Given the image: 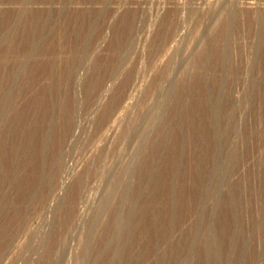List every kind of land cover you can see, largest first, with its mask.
I'll use <instances>...</instances> for the list:
<instances>
[{
  "label": "rangeland",
  "instance_id": "rangeland-1",
  "mask_svg": "<svg viewBox=\"0 0 264 264\" xmlns=\"http://www.w3.org/2000/svg\"><path fill=\"white\" fill-rule=\"evenodd\" d=\"M54 1L56 2L52 1V3H48L49 5L51 4V6H49L46 4L47 1L33 0V2H35L33 6L36 9L49 8L53 11L55 10V12H58L63 8V4L65 5L68 3V18L66 21L61 23V25L64 24L62 27L64 28L65 36L62 34L63 36L57 35L56 38H54L56 40L60 39V41L58 40L57 43V51L60 54H65V57L63 54L61 55V61H63V65L66 66H63L64 68L62 69L61 65L55 80L57 83H59V89L61 87L67 88L66 92H63L61 89L60 92L62 91V93H60L59 96L61 98L63 94L64 97L62 96V98H65L66 107H64V109H66L67 112V120L70 125L72 124L73 127H71L72 133L70 132L72 136L68 135V138H66L67 141L62 140L64 143L62 142L60 144V148H58L60 149L59 153H62L60 155L61 161L64 163V167H61V171L59 170L58 175L54 177V181H51L49 185H39V187H37L38 189L35 190L33 198H30L28 202H23L22 212L24 213L21 216L22 218L20 217V231L16 237L17 241L15 240L16 242L14 241L13 243L15 246L13 244V247L11 246V248L14 250L10 248L9 253L11 254L8 253L9 255H4L0 259V264H38L39 260L46 256V253H51V258L54 259L55 264L93 263V261H87V258H85L87 253L93 250L92 231L94 224L92 223L94 222V219L97 218L96 210L100 206V203L104 197V192L111 181V177H114L115 174H119L121 172V170L124 168H122V166L127 165L134 153L138 156L139 154L141 155L142 153L148 151L149 155L150 153L153 155V150H155L154 153H156L155 145L154 149L150 145L141 146L142 144H138L136 142L138 141L137 133L139 131L137 129L139 126L141 127L140 124L143 123L137 124L138 112L140 111L138 110L140 105L139 103L142 102V100L148 95V88L153 83L158 82L157 80H160L162 74L164 73L161 71L162 67H165L167 65L166 63L169 62L168 66L171 67V69H169L172 70L171 72L174 77L179 74L180 77H182L181 79H184L187 76L195 77V73L200 72L199 67L201 59L198 58H200L199 54L201 56V50L203 49L199 48V46H201L200 42L204 36L208 35L209 31L207 32L206 30H208L209 26L215 21V16H217L216 14H218V11L223 7L221 5H224L225 2L227 3V0H223L225 1L224 3L222 0H62L65 3H59L61 0ZM236 1L235 4L237 6L238 15L236 14L234 19H232V23H230L232 31H230V36L228 39H232V46L230 45L229 47V51L231 50L228 54L229 57H227L222 65H218V63H215V61H217L219 58L218 56L220 54V49H218V47H213L212 50L217 54L215 52L211 53H213L215 56L217 55V57H215L213 54L211 57L214 58L212 59L213 61L216 59L214 61L216 65L208 64L207 66L209 70V75L207 74L208 77L212 74V78L209 81V83H212L210 84L211 88L215 87L213 89L216 90V88H218L217 86H219V88L222 84H224L222 88L226 86L225 90L223 88L224 91L222 90L221 95H219L220 97L217 94L214 97L216 92H213V99H216L217 97V100L214 99L212 102L214 104L213 108L216 111L214 116L211 115V119L209 120L203 113H206V110L201 109L200 111L198 110V112L195 111L194 107L203 102L202 100L204 98V96L202 97V95H204L202 93L204 92L202 87H199L200 85H193V88L198 89H195L194 92H192V90L190 92H183V94H179L180 97L182 96L183 101L185 100L187 103L184 104V108H180L179 110V112L181 111L180 113L185 116L179 118V126L176 127V125H170L169 130L171 132L173 131L174 134L171 140L172 142H169L170 146L167 144L166 148L164 146L163 150L161 151L164 154V157H162L160 161L158 160L159 162L156 160L157 162H154V164L152 163L149 166H136V172H134L136 174H133L134 176L131 179L132 183H130V188H132L130 189L131 194H128L131 196H127V199H122L120 195H117L114 198V202L118 201L117 203H119V200H121L120 202H126L125 204L128 211L124 210L123 212L128 215V218L131 217L129 220V222L131 221L130 225L125 229L127 232L124 230V234H127V236L129 235L128 237H130L128 238L130 240L128 241L129 244L126 243L129 251L131 250V252L134 253V250H142L143 246L144 250L148 245L150 246L153 244V246H155L156 244H162L164 245L161 246L162 251H160L159 254L155 256L156 258L158 257L157 262L159 261V264H162V262L165 264H180V260L181 264L264 263V128H262L264 127V37L262 38V36H264V21L261 20L262 16L260 15L264 12V0ZM15 2V0H0V23L3 20V17H5L4 10H11L14 8L16 6ZM37 2L39 3L38 5ZM41 2H44L47 6L43 7L45 4H40ZM209 4L210 7H207ZM216 4L218 5L215 7L214 5ZM211 5L215 8H213ZM87 9H92L97 12L98 15L96 17L97 19H94L95 22L94 20H90L91 22L88 20V22L85 21L88 23L86 24L85 22H81V19H78V13ZM207 9L209 16L206 14ZM215 10L218 11L216 12ZM98 16L100 20L98 19ZM168 16H171L175 19V29L177 27V32H175H179L178 37L180 38H177L176 41L171 39L172 41L169 42L170 39L168 38L171 36V33L165 40L166 43H169H167V45H163L164 48H167L164 49L162 47L163 49L160 48L161 50H157L158 53H156V51H153V46L159 40L161 34V25H163L164 21L168 19ZM204 17L208 18L205 19L204 23L206 28L203 26L201 30L203 33L200 32L196 37L194 36L195 33H193V31L196 30L198 19ZM83 23L85 25L84 27ZM85 34L88 35L85 36ZM79 35L80 37H78ZM120 37H123V41L126 39L128 40V38H134L133 42L135 43L133 44V50L131 51L126 63V73L132 82L136 80L137 85L136 90H131L133 87L131 88L130 85L129 89H127L128 92H125V94H129L131 91L130 95L134 96H130L131 99L129 98L130 102L127 103L128 109H119V113H117L118 117L113 120L115 122L111 121V124L109 121V123H106L105 121V125L104 123L101 124L99 119L102 117L105 105L108 104V102L111 100L110 97H112L116 91V85L121 82L123 77L120 78V80L116 79L117 83L115 84V79L114 81L108 79H106L107 81L105 80L106 84L103 83L104 85L102 86V90L105 88V91L108 93L104 91L106 94L104 93L105 96L103 95L104 97H102V99L105 100H102L103 106H100L101 109L99 105H96V98H98L102 92L97 88L99 85H94V83L96 82V78L100 72V69L101 71L105 70L104 67L108 64L109 58H112L116 48L118 49V41L121 39ZM86 39L89 41L87 42ZM167 39L169 41H167ZM68 45H71V47ZM75 47L78 48V50H75ZM214 48L216 50H214ZM177 49H180V52L176 54L175 51ZM174 52L176 57H174V55L172 58ZM162 54L165 57H163ZM70 56H73V58ZM191 57L192 62H195H193L195 66L198 64L199 67H195L193 66L194 64L191 63L189 68H186V72L184 70L182 73L181 69L184 66L183 64L186 61L185 59H190ZM65 59L67 61H65ZM191 67H193V70ZM191 72H193L195 75H193ZM228 72H231L232 75L231 73L228 74ZM109 81H111V83ZM213 84L216 85L213 86ZM114 86L115 88H113ZM106 88L108 90H106ZM109 89L111 90L109 91ZM133 91H136V94ZM67 103H69V105ZM193 112L195 113L193 114ZM191 115L194 116V118ZM210 117L208 116V118ZM183 119L184 121H182ZM111 125L113 126L111 127ZM191 125H195L196 127H191ZM188 127L191 129H188ZM128 129L130 130L129 132ZM155 132L153 135H155ZM187 134L188 139H186ZM159 147L161 146L159 145L158 148ZM186 148H188V150ZM176 152H178V154ZM261 157L263 158L261 159ZM258 167L260 169L257 170ZM138 169H141L142 172H139ZM79 179H81L82 182L78 190L76 189L77 184L75 182H77ZM27 183L28 182L22 183L24 184L22 185L23 190H26L29 187V183ZM25 184H27V186ZM43 185H45V187ZM197 185L200 186L199 189L201 188V194H199L200 196H198V194L195 192ZM40 186L42 188H40ZM140 186L143 188L142 192L138 191L137 189ZM201 186H203V188ZM53 188V192H55L56 195L51 197L50 194H52L51 191ZM47 189H49V191ZM232 190H237V195H235L236 193L232 194ZM72 191L74 192L72 193ZM60 193L61 195H58ZM38 194L40 196H38ZM44 194L45 196H41ZM74 194L76 197H74ZM35 195L37 197H35ZM196 195L197 197H195ZM232 195L238 197L234 200H230L229 198H231ZM208 196L210 198L212 196H222L224 198L220 200L218 199L216 201L208 198L209 200L205 201L207 200ZM204 197L206 199H204ZM49 198H54L52 205L50 204L51 199ZM60 198H67L70 199L72 203L74 202V211H72V214L74 217L77 214L75 219H77L79 213L78 211L82 210L85 212V218L80 222L81 226H79V231L76 228V232L78 233H76L75 236H70L71 240L68 239L70 244H72V248L71 250L68 249L66 254L63 252V248L60 243L55 241L52 242L51 239L46 237L48 232L52 230L54 226L55 219L57 217L56 208L59 206L58 204L62 202ZM134 198L138 199L135 200ZM198 198H202V202L199 201ZM128 200L135 204V206L133 204V206L131 204L130 206V201ZM134 200L136 202L139 201V203L134 202ZM167 203H169L171 206L169 205L170 209L168 208L169 210L165 212L163 211L164 205ZM196 203L198 206H194ZM48 204L49 206H47ZM196 207H198V209ZM29 208L32 209L29 210ZM169 217L170 220L173 218L176 221L173 219V221H170ZM175 223L177 226H175ZM179 224L181 225L179 226ZM151 225L155 227L154 231H152L154 234L146 232ZM193 227L195 229H193ZM166 229H169L170 231L172 229L171 232L167 233L166 238H157L159 237L157 236L158 233L161 234ZM89 240H92V242ZM45 242H47V244ZM138 242L142 244L136 248L135 246L138 244ZM210 246L212 248H210ZM57 247L58 249L55 250ZM59 249L61 250L60 253ZM202 249L205 250L203 251ZM210 255H213L212 258ZM130 263L147 264V262H145L143 259H132L130 260ZM150 264H153V262Z\"/></svg>",
  "mask_w": 264,
  "mask_h": 264
},
{
  "label": "bare ground",
  "instance_id": "bare-ground-1",
  "mask_svg": "<svg viewBox=\"0 0 264 264\" xmlns=\"http://www.w3.org/2000/svg\"><path fill=\"white\" fill-rule=\"evenodd\" d=\"M15 1H16L15 2L16 6L14 8H12L11 10H4L5 11V15H4L5 17H3V20L0 23V259L4 255H6V254L9 253L11 246L12 247H13V245L15 246V244H13V243L16 240V237L19 234V231H20L19 230L20 229V223H21L20 219L22 218L21 216L24 213V212H22L23 202H25V201L28 202V200L30 198H33V195L35 194V190L38 189L37 187H39V185H42V184L49 185L51 181H54V177L56 175H58L59 170L61 171V167L62 168L64 167V165H63L64 163H62V161H61V155H60L62 153H59V150L60 149H58V148H60V144L63 142L62 140L67 141L66 138H68V135L69 136L71 135L70 132H71V127H72V124L70 125L69 122H68V120H67V117H66V115H67L66 109H64V107H66L65 106V98L64 99L62 98L63 94L61 96L62 99L59 96L60 93H62V91L63 92H66L67 88H64L63 87L64 88L63 89L61 87L59 89V87H58V84L59 83H57L56 80H55L56 75H57L58 71L60 70L61 65H62V69L64 68L63 66H66V65H63V61H61V55L63 53L60 54L57 51V43H58V40L60 41V39L56 40L54 38H56L57 35L58 36L59 35L60 36H63L62 34H64V36H65V31H64V28L62 27V25H64V24L61 25V23H63V21H66V19L68 18L67 17V15H69L68 14V10H67L68 9V6H67L68 3L65 4V5L63 4V8L61 10H59L58 12H55V10L53 11L52 9H49V8H42V9L41 8L40 9L39 8H37V9L34 8L33 4H35L36 1L33 2V0H15ZM44 1L45 2L47 1L46 4L52 3V1L53 2H56L54 0H44ZM64 1L61 0V1H59V3H63ZM235 1L234 0H229V1L227 0V3L225 1H223V3L225 2V4L224 5H221L223 7L219 11L217 10L218 11V14H216L217 16H215V18H216L215 21L213 23L211 22L212 24L210 26L208 24L209 28H208V30H206L207 32L209 31L208 35L207 36H204L202 40L199 38L201 40V42H200V45L201 46H199V48H203V49L201 50V56H200V54L198 52L199 57H200L198 59H201L200 60V67L198 66V64H196V66L199 67L200 72L199 73H195L196 75L193 74V72H191L193 75H195L196 78L194 76H187V77L185 76L186 78L181 79L182 77H180L179 74L174 77V75L171 72L172 70H170L171 67L168 66V63H169L168 62V63H166L167 65L165 67H162V70L161 71L164 72V73L162 74V77L160 78V80H157L158 82L153 83L148 88L149 89V90H147L148 91V95L146 96V98H144L142 100V102L139 103L140 105H139V109L138 110H140V111L138 112V117H137V120L138 121L136 119L135 120L137 121V124H140L142 122L143 123L140 124L141 125V127L139 126L140 129L139 128L137 129L139 131L137 133V137H138L137 140L138 141H136V142L138 144L139 143L142 144L141 146H143V145L149 146L150 145L153 148H154V145H155L156 146V153H154L155 150H153V155L151 153L149 155V151L148 152H144L141 155L139 154V156L138 155H135V153L134 154L132 153L133 154V156H131L132 158H130V160L127 163V165L122 166V168L123 167L124 168L121 170V172L119 174H115L114 177H111V181L109 183V186L107 185L108 186L107 189L105 188L106 191L104 192V197H103V199H102V201L100 203V206L96 210V217L97 218L94 219V222L92 223V224H94L93 225V231H92L93 232L92 233L93 234V248H92L93 250H91L89 253H87V256L85 255L86 256L85 258H87L86 259L87 261H90L91 260L95 264H98L99 262H100L99 264H131L130 263V260H132V259L133 260H135V259H143L145 262H147V264H150L152 262H153V264H159L160 263L159 261L157 262V258L158 257L156 258L155 256H157V254H159V252L162 251V247L161 246H164L162 244L161 245H157L156 244L155 246H153V244L150 245V246L148 245L149 247L147 246L144 250H143V247H144L143 246L142 247V250H138V251L134 250L135 251L134 253H132L131 250L129 251V248H127V244L126 243H128V241H130L128 239L130 237H128L129 235L127 236V234H124V230L130 225V222L131 221L129 222V220H130L131 217L128 218V215L123 212L124 210H127L126 204H125L126 202L125 201L120 202L121 200H119V203H117L118 201L117 202H114V198L117 195H120L122 197V199H127V196H129V197L131 196V195H128V194L130 193V189H132V188H130L131 187L130 186V183H132V180L131 179L134 176L133 174H136V173H134V172H136L135 171L136 170L135 169L136 166H138V165H148L149 166L150 164H152V163L154 164V162H157L158 160L160 161L162 159V157H164V154L161 151L163 150V147L164 146L166 148V145L169 144V142H172L171 140H172L173 134H174L173 131L171 132L169 130L170 125H173V126L176 125V127L179 126L178 125L180 123V121L178 123L179 118L185 116V115H182V113H180L181 111L179 112V110H180V108L182 109V108L185 107L184 104L186 103V101L184 100L185 101L184 102L182 96L180 97L179 94H183V92H190L192 90H193L192 92H194L195 89L196 90H198V89L197 88H193L194 87L193 85L194 84H198V86L200 85L199 87H202V90L204 92V93H202V94H204V95H202V97L204 96V98L202 100L203 102H201L199 105H196V107H194L195 108V111L198 112V110L200 111L201 109L202 110H206V113L205 112H203V113H204V115H206L207 119H209V120L211 119V117H210L211 115L214 116V114H215L216 111L214 110V108H213V105L214 104L212 103L214 101V99H215V98L213 99V92H216L214 94V97L216 96V94L219 96V95H221V92H222L223 88L225 90V87L226 86L222 88V86L224 85V84H222L220 86V88H219V86H217L218 88H216V90L213 89L215 87L211 88L210 84H212V83L211 82L209 83V81L212 78L211 77L212 74L208 77V75H209L208 74V71L209 70H208L207 66H208V64H215V63H218V65H222L224 63V61L227 59V57H229L228 54L231 51V50L229 51V47H230V45L232 46V39L231 40L228 39V37L230 36L229 35L230 31H232L231 30L232 27H231V24L230 23H232V19H234V16L237 14V6L235 4ZM42 3H44V2H41L40 4H42ZM38 4L39 3L37 2V5ZM46 4L43 7H46L47 6ZM12 5H14V4H12ZM37 5H36V7H37ZM217 5L218 4H216L214 6L216 7ZM49 6H51V4ZM69 6H70V4H69ZM214 6H212V7L215 8ZM40 7H42V6H40ZM207 7H210V4ZM202 8H203V6H202ZM208 9L206 11V14L207 15H208V13H207L208 12ZM78 14H79L78 19H81L82 20L81 22H85V21L88 22V20L89 21L90 20L93 21L94 19L96 20L97 19L96 17L98 15L97 12H95L92 9L91 10H88V9L87 10H82ZM203 14H205V13H203ZM260 15L262 16V17L260 16L261 17V20L264 21V12H263V14L261 13ZM207 17L199 18L198 19V23H197L198 25L196 26V30L193 31V33H195V35L193 34L194 36L197 37L198 34L200 32H202L201 31L202 30V27L205 26L204 25L205 19H208L209 18V17L208 18ZM167 18L168 19H166V21H164L163 25H161V28H160V33H161L160 34V38H159V40L153 46L154 47L153 48V51H156V53H158L157 50H159L160 48H162L163 45H167V43L171 42L172 41L171 39H174V41H176L177 38H180V37H178V35H179L178 33L179 32L176 33L177 32V27L175 29V19L173 17H171V16H168ZM72 19H74V18H72ZM98 19H99V16H98ZM95 20H94V22H95ZM78 21H80V20H78ZM206 21H208V20H206ZM86 24H88V23H86ZM84 26L85 25L83 23V27ZM205 28H206V26H205ZM68 34H70V33H68ZM170 34H171V36L168 38V39H170V41L167 39V41H169V42L166 43L165 40H166V38ZM80 35L78 37H80ZM87 35L85 34V36H87ZM71 36H72V34H71ZM263 37L264 36H262V38ZM87 39H89V38H87ZM87 39H86V41H87ZM129 39L130 38H128V40L126 39L125 40L126 42L123 41V37L121 39H119V41H118V49L116 48L117 52H116V50H115V53L113 51L114 54H113L112 58L111 57L109 58L108 64L104 62L105 64H107V65H105V67L103 66L105 70L104 71H101V69H100L99 74L98 75L96 74L97 75V78H96V82L94 83V85L95 84H98L99 87H97V88L100 89L101 92H102L101 95H99V97L96 98L97 104L96 103L95 104L96 105H99V107L100 106L101 107L103 106L102 100H105V99H102V97L105 96L104 93L105 92L108 93L107 91H105V88H104V90H102V86L104 85L103 83H105L107 81L106 79L111 80V81L112 80L114 81V79H115V81H114V84H115V83H117L116 82V79L120 80V78L123 77L122 80H121V82L116 85L117 88H116V91L114 92V94L112 93L113 96L110 97L111 100L108 102V104H106L107 102L105 103L106 105L104 107V110H103V113H102V117H101V119H99L100 122H101V124L104 123L105 121H106V123H109V122L111 123V121L112 122H115L113 120L116 117H118L117 116V113H119L118 110L119 109H125L126 110L127 103L130 102V99H131L130 96H133V95H130V93H131L130 90H129L130 91L129 94L126 93L127 95L125 94V92L127 91V89H129V86L130 85H131V88L133 87L131 90H136V85H137L136 80H134L132 82L129 79V76L127 75V73H126V70H127V68H126L127 59L129 58V55H130L131 51L133 50L132 49L133 48V44L135 43V42H133V39L134 38H132L130 40ZM192 39H193V37H192ZM67 40H68V37H67ZM179 42H181V41H179ZM58 46H59V44H58ZM69 47H71V45ZM213 47H216V48L218 47V49H220V52H219L220 54L218 56L219 58L217 59V61H215L216 59L214 60L215 63L212 60L214 58L211 57L212 54H213L211 52H215V51L212 50ZM165 48H167V47H165ZM177 48H179V47H177ZM76 49L78 50V48L75 47V50ZM112 50H114V49H112ZM214 50H216V49L214 48ZM175 52H176V54L179 53L180 52V49H177ZM175 52L172 55V58H173L174 55H175L174 57H176ZM79 53H80V50H79ZM63 55L65 57V54H63ZM67 55H68V53H67ZM70 57L73 58V56H70ZM163 57H165V56L163 55ZM215 57H217V55ZM191 59H192V57L190 59H185L186 61L183 64L184 66H183V68L181 67L182 68L181 69V72L182 73L184 72V70L186 72V70H187L186 68H189V66L191 65V63L192 64L195 63L194 61H193L194 62L193 63ZM263 60H264V58H263ZM65 61H67V60L65 59ZM100 64H102V63H100ZM193 66H195V64ZM191 68L193 70V67H191ZM181 72H180V74H181ZM229 73H231V72H228V74ZM62 74H64V73H62ZM58 75H60V74H58ZM231 75H232V73H231ZM221 78H223V77H221ZM111 81H109V82L111 83ZM107 84H109V83H107ZM98 85H96V86H98ZM215 85L213 84V86H215ZM111 86H113V85H111ZM65 87H66V85H65ZM109 88H110V86H109ZM113 88H115V86ZM61 89H62V91L60 92ZM106 90H108V89L106 88ZM110 90L111 89H109V91ZM219 97H218V99H219ZM110 98H108V99H110ZM187 98H189V97H187ZM229 98H230V95H229ZM195 100H197V99H195ZM215 100H217V97H216ZM240 100H241V98H240ZM67 104L69 105V103H67ZM101 107H100V109H101ZM194 108H193V110H194ZM95 109H97V108H95ZM231 109H232V107H231ZM194 113L195 112H193V114ZM208 116L210 118H208ZM192 117L194 118V116H192ZM213 118H215V117H213ZM136 121H135V123H136ZM182 121H184V119ZM192 122H194V121H192ZM113 125H111V127ZM100 126H102V125H100ZM192 126L193 125H191V127ZM196 126H197V124H196ZM196 126L194 125L193 127H196ZM189 128L190 127H188V129ZM262 128H264V127H262ZM129 129H131V128H129ZM129 129H128V132L130 131ZM112 130H111V132H112ZM172 130H173V128H172ZM73 131H75V130H73ZM102 132H103V130H102ZM154 132H155V135H153ZM179 133H181V132H179ZM204 134H205V132H204ZM152 135H153V137H152ZM186 139H188V134H187V138ZM202 144H200V145H202ZM157 145L158 146L160 145L161 147L158 148ZM261 145H263V144H261ZM168 146H170V144ZM186 149L188 150V148H186ZM201 149H203V148H201ZM57 150H58V152H57ZM176 153L178 154V152H176ZM235 153H237V152H235ZM258 155H259V153H258ZM185 156H186V154H185ZM187 156H189V155H187ZM262 158L263 157H261V159ZM232 160H233V158H232ZM189 163H191V162H189ZM230 168H231V165H230ZM233 168H234V166H233ZM236 169H237V167H236ZM243 169H244V167H243ZM258 169H260V168L258 167L257 170ZM68 170H69V168H68ZM138 170H139V172H142L141 169H138ZM239 172H240V170H239ZM150 175H152V174H150ZM234 176H235V174H234ZM59 177H61V176H59ZM220 177H221V175H220ZM249 177H251V176H249ZM246 178H247V176H246ZM79 180L77 182H75L77 184L76 185V189H78L79 186L81 185L82 180L81 179H79ZM163 181H165V180H163ZM24 182H28L29 183V187L26 190H23V186L22 185H24V184H22V183H24ZM27 184H25V185L27 186ZM45 185H43V186L45 187ZM52 187H53V185H52ZM199 187L200 186L197 185V189L195 191L198 194V196H200L199 194H201V190H200L201 188L199 189ZM201 187L203 188V186H201ZM222 187H223V185H222ZM229 187H230V185H229ZM40 188H42V187L40 186ZM139 188H137L138 191L142 192L143 191V188L141 186ZM22 190H23V192H22ZM47 190L49 191V189H47ZM53 190H54V188L52 189V191L50 190L52 192V194H50L51 197H54L56 195V193L53 192ZM45 191H46V189H45ZM74 191H76V190H74ZM74 191H72V193ZM236 191H233L232 190V194H235ZM240 191H242V190H240ZM255 191H256V189H255ZM140 192H138V193H140ZM237 193L235 195H237ZM58 195H61V193L58 194ZM38 196H40V195L38 194ZM41 196H45V194L44 195H41ZM35 197H37V196L35 195ZM74 197H76L75 194H74ZM195 197H197V195ZM237 197L232 195V197L229 198V199L230 200H234ZM208 198L209 199H213L214 201H216L218 199L219 200L220 199H223L224 197H222V196H216V197L215 196H212L210 198L208 196L207 197V200H205V201H208L209 200ZM245 198H247V197H245ZM49 199H51L50 200L51 201L50 204L52 205V201H53L54 198H49ZM55 199H56V197H55ZM137 199H135V200H137ZM198 199H199V201L202 202V198H198ZM204 199H206V198L204 197ZM60 200H62V202L60 204H58L59 206L57 205L58 206L56 208L57 217L55 219L54 226H53L52 230H50L48 232V234H47L46 237H48V239H51L52 242L55 241V242L60 243V245L63 248V252L66 254V251H68V249L71 250V248H72V244H70V241H69V240H71L70 239V236L71 237L72 236H75L76 233H78L76 231L80 228L79 226H81L80 225V222L82 220H84V218H85V212L82 211V210H80V211L77 210L79 213H78L77 219H75V217H76L77 214L75 215V217L72 214L73 213L72 211H74L73 210L74 202L72 203V201L70 199H67V198H63V199L60 198ZM130 200H132V199H130ZM130 200H128V201H130ZM135 200H134V202H136ZM47 202H49V201H47ZM136 203H139V201L136 202ZM130 204L132 205L133 203H131V201H130L129 205ZM51 205H50V207H51ZM133 205L135 206V204H133ZM169 205H170L169 203L165 204L163 211L167 212L170 209L169 207L171 206V205L170 206ZM47 206H49V204ZM194 206H198L197 203ZM182 207H184V206H182ZM192 208H190V209H192ZM196 208L198 209V207H196ZM30 209H32V208H29V210ZM203 209H206V208H203ZM77 211H76V213H77ZM129 212H127V213H129ZM192 212H194V211H192ZM156 215H157V213H156ZM25 216H27V215H25ZM171 217H173V216H171ZM178 217H179V215H178ZM234 217H235V215H234ZM197 218L200 219L199 217H197ZM172 219L170 220V217H169V220L170 221H173L174 220V219L173 220ZM181 219H183V218H181ZM178 220H179V218H178ZM174 221H176V220H174ZM169 222H167V223H169ZM139 223H141V222H139ZM171 225H173V224H171ZM177 225H178V222H177ZM177 225L175 223V226H177ZM180 225L181 224H179V226ZM167 227H168V225H167ZM169 227H170V225H169ZM207 227H209V226H207ZM76 228H77V230H76ZM152 228H153V230H152ZM154 228L155 227L151 225L146 232L147 233L148 232L149 233H152V231H154ZM182 228H184V227H182ZM193 229H195V228L193 227ZM156 231H157V229H156ZM171 231H172V229H171ZM171 231L169 229H166L161 234L158 233L157 236H159V237H157V238H162V239L163 238H166L167 233H169ZM21 232H22V230H21ZM185 233H187V232H185ZM152 234H154V233H152ZM185 237H186V235H185ZM206 240H207V237H206ZM47 242H45V243L47 244ZM90 242H92V240ZM187 243H186V246H187ZM208 243H209V241H208ZM141 244L142 243L138 242V244L135 247L137 248ZM198 245H200V244H198ZM245 247H246V245H245ZM47 248H48V246H47ZM210 248H212V247L210 246ZM11 249H13V248H11ZM57 249H58V247L55 250H57ZM60 252H61V250L59 251V253ZM170 252H171V250H170ZM172 253H173V251H172ZM208 253H210V252H208ZM9 254H11V253H9ZM163 254H164V252H163ZM45 255L46 256H44L41 260H39L38 264H55L54 259L51 258V256H52L51 253H46ZM167 255H169V254H167ZM172 256H174V255H172ZM212 256L213 255H210L211 258H212ZM164 257H163V259H164ZM160 259H162V258H160ZM5 261H4V263H5ZM58 261H59V259H58ZM155 261H156V263H155ZM182 261H184V260H182ZM168 262H169V260H168ZM179 262L181 264V260ZM93 263L91 262V264H93ZM163 263L164 262H162V264Z\"/></svg>",
  "mask_w": 264,
  "mask_h": 264
}]
</instances>
